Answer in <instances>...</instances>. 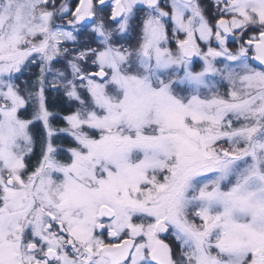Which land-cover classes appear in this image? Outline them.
I'll return each mask as SVG.
<instances>
[{"label":"snow or ice","instance_id":"snow-or-ice-1","mask_svg":"<svg viewBox=\"0 0 264 264\" xmlns=\"http://www.w3.org/2000/svg\"><path fill=\"white\" fill-rule=\"evenodd\" d=\"M0 264H264V0H0Z\"/></svg>","mask_w":264,"mask_h":264}]
</instances>
